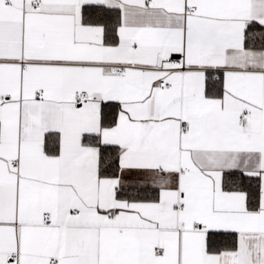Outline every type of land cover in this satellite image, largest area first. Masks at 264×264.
Wrapping results in <instances>:
<instances>
[{
	"label": "snow or ice",
	"instance_id": "1",
	"mask_svg": "<svg viewBox=\"0 0 264 264\" xmlns=\"http://www.w3.org/2000/svg\"><path fill=\"white\" fill-rule=\"evenodd\" d=\"M0 264H264V0H0Z\"/></svg>",
	"mask_w": 264,
	"mask_h": 264
}]
</instances>
